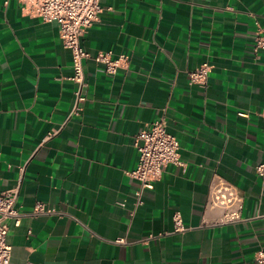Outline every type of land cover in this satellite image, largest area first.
Returning <instances> with one entry per match:
<instances>
[{
  "label": "crops",
  "instance_id": "0c3cea01",
  "mask_svg": "<svg viewBox=\"0 0 264 264\" xmlns=\"http://www.w3.org/2000/svg\"><path fill=\"white\" fill-rule=\"evenodd\" d=\"M101 6L80 38L86 100L72 114V52L59 25L0 0V194L20 186L12 264H254L264 250V51H254L264 0ZM100 51L128 65L109 73L93 58ZM205 62L207 82L191 84ZM161 118L185 165L168 164L143 188L129 174L136 139ZM215 177L241 190V220L209 206ZM38 202L53 211L35 212Z\"/></svg>",
  "mask_w": 264,
  "mask_h": 264
},
{
  "label": "built area",
  "instance_id": "2783aa9c",
  "mask_svg": "<svg viewBox=\"0 0 264 264\" xmlns=\"http://www.w3.org/2000/svg\"><path fill=\"white\" fill-rule=\"evenodd\" d=\"M23 8L31 16H38L45 22H56L59 25L60 37L64 45L72 52L73 73L70 79L75 84V105L72 114H77L80 105L86 100L84 61L90 57L81 45L80 38L85 30L92 26L102 11L101 0H20ZM264 51V28L258 27L255 36L254 51ZM98 63H103L107 72L115 74L119 68L128 65L129 57L125 54L117 57L111 51H100L94 57ZM212 66L205 62L200 67L189 72L191 84H205ZM240 115H245L241 112ZM263 120L264 145V109L261 112ZM52 134L44 138V142ZM139 151L137 166L129 172L130 176L138 179L143 188H153L154 182L161 178L165 166L175 164L184 166L181 158L180 142L178 138L167 131L164 118L147 124L136 139ZM256 172L264 180V160L256 166ZM19 185L0 194V264H12V246L8 243L9 220L16 226L21 223V213L16 206ZM209 206L224 210L222 221L233 222L241 220L244 197L237 186L229 181L215 177L210 186ZM35 212H52L42 202L34 207ZM176 231H183L185 227L179 213L174 215ZM254 264H264V250L255 255ZM28 264H41L28 262Z\"/></svg>",
  "mask_w": 264,
  "mask_h": 264
}]
</instances>
